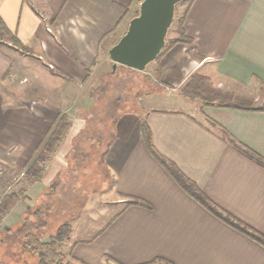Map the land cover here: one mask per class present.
I'll use <instances>...</instances> for the list:
<instances>
[{"label": "crops", "instance_id": "crops-1", "mask_svg": "<svg viewBox=\"0 0 264 264\" xmlns=\"http://www.w3.org/2000/svg\"><path fill=\"white\" fill-rule=\"evenodd\" d=\"M137 6L135 0H0L2 22L33 53L27 57L0 42V197L11 166L36 155L65 111L56 96L43 97L42 69L56 82L55 68L82 82L97 59L109 58L108 49ZM183 12L190 42L164 48L147 64H153L161 89H178L193 73L216 86L264 89V0H189ZM114 32L118 36L111 42ZM28 58L40 75L37 68L26 70ZM30 75L36 76L28 84ZM80 106L84 114L90 111ZM195 108V113L162 107L142 113L115 110L99 168L103 184L109 177L111 195L119 202L134 198L147 206L123 205L92 241L77 243L72 255L88 264H115L105 257L119 264H264V246L187 194L149 152L140 132L143 119L159 155L218 209L264 236V166L241 152L247 147L264 163V111L201 102ZM70 128L47 163L51 175L27 187V198L14 208L49 186L55 170L69 171L63 157L74 151ZM14 208L2 223L19 217Z\"/></svg>", "mask_w": 264, "mask_h": 264}, {"label": "rangeland", "instance_id": "rangeland-1", "mask_svg": "<svg viewBox=\"0 0 264 264\" xmlns=\"http://www.w3.org/2000/svg\"><path fill=\"white\" fill-rule=\"evenodd\" d=\"M135 2L139 6V1L135 0ZM138 6L134 8L135 10L133 9L134 11L130 15L137 14ZM184 6L185 4L182 3L176 5L175 15L177 18L183 13ZM176 27L173 24L169 28L165 37L166 41L177 36ZM113 35L111 42L118 36V32H114ZM176 43L180 42L174 44ZM181 43L187 44L188 42ZM169 45H166L167 48L170 47ZM18 51L26 54L27 57L33 54L30 50ZM30 59H27L26 70L30 71L37 68L36 75L38 76V73L40 75L41 72H39L38 66L34 63L32 65ZM152 65V63L149 66L146 65L147 68L140 71L123 68L118 64L112 69V61L109 58L107 60L97 59L82 82H72L64 77L66 75L62 71L55 68L53 69L55 74L60 76L56 82V78L46 72L43 73L42 69L43 97L56 96L61 105L64 106L62 110H65L60 115L65 114L69 121L70 119L73 120L72 123L70 121L69 127L71 128L69 132L75 134L73 139L74 151L70 153V159L67 156L63 157L66 164L70 163L71 168H69V171H54L51 184L57 183L58 187H55L57 194L52 196L46 194L48 190V186H46L36 196L37 198H32L24 203L21 202L14 208L17 202L27 198L25 193L27 187L51 175V171L46 168L53 153L49 154L48 159L40 160L37 164H34L37 155L43 149L45 138L49 132L42 140L36 155L29 158L24 165L11 166L12 176L8 182L4 183V194L0 197V201L11 192L15 194L19 192L20 196L14 205L0 218V264H88L72 255L74 246L79 242L92 241L96 233L100 232L105 223L111 221L126 203V201L119 202L120 199L111 195L110 178L108 177L103 184L105 176L103 177L102 171L95 165L82 167L81 160H83V164L84 161L85 163L88 161L86 152H89V142L101 138L100 143L103 145L110 138L113 130L111 114L113 116L116 114L113 111L115 108L140 113L150 107L180 108L195 113L197 110L195 107L201 102L200 99H192L190 102H174L176 98L184 96L180 94L179 88L161 89V85L157 83L155 75L150 70ZM111 70L114 71L113 75H109ZM36 75L28 76L27 83L31 84V76L35 77ZM202 89V94L212 98L214 105L217 103L234 105L236 103L264 107V89L261 91L234 89L227 84L216 86L208 78L203 81ZM81 104L83 107L89 106L90 111L84 114ZM87 115H89L88 118H86ZM76 157L78 158L77 164L72 165ZM59 159L62 160V158ZM37 169H41L39 178L32 184H28V178L32 177L31 172ZM21 183L22 185H19ZM47 203L52 204L51 214H47V225L41 229L43 236L38 240L37 246L39 247L33 249L30 246L27 251L22 250L19 247L20 242L17 241V237L10 238L11 230L19 227L25 217L31 220L37 219L34 214L35 209L40 206L45 207ZM13 208L15 211H21L19 217L9 221V223L6 221L2 223L3 217ZM61 222L69 225V231L66 233L67 235L55 238L56 229ZM97 229L98 231H96ZM48 243L50 244L48 245ZM110 261L117 263L113 260Z\"/></svg>", "mask_w": 264, "mask_h": 264}, {"label": "trees", "instance_id": "trees-1", "mask_svg": "<svg viewBox=\"0 0 264 264\" xmlns=\"http://www.w3.org/2000/svg\"><path fill=\"white\" fill-rule=\"evenodd\" d=\"M138 1L140 3L142 0H138ZM188 1L189 0H182L179 3L186 4ZM176 5L174 8L173 19H172V22L169 28L173 24L176 25L177 26L176 27L177 36L174 39L169 40V41H166L165 39V43L161 51L164 48H166L167 47L166 45L168 44H170L169 46H171L175 42H188V43L190 42V39L186 36L185 31L183 29L184 12L181 15H179L177 18V16L175 15ZM3 41L11 44L17 50H22V51L29 50L15 37V35H13L12 33L8 31V29L6 28V26L4 25V23L2 22L0 18V42H3ZM161 51L159 52V54L161 53ZM159 54L156 56V58L159 56ZM119 66H122L123 68H128L131 70V68L126 67V66H123V65H119ZM113 73L114 71L111 70L109 75H113ZM204 80H206V77H204L203 75L198 74V73H193L189 77V79L184 83V85L179 88L180 94L189 99H200V101L204 105L213 104L212 98H208L202 94V90H203L202 87H203ZM216 105L232 106V107H235L238 109H244V110L264 111V107H256V106H252L251 104L241 105V104L235 103L234 105H229V104L217 103ZM116 109L117 108H115V110ZM115 110L113 111L115 112ZM113 117L114 116L111 114V119H113ZM69 126H70V121L65 114L59 115L57 117L55 123L52 125V127H50L48 131L49 134L47 133L48 135L45 138L43 149L37 155V158L35 159L34 164H37V162L40 160L43 161L45 159H48L49 154H52L55 152L56 147L58 146V144L61 142V140L65 136ZM140 132L142 134L143 140L149 152L156 158V160L161 164V166L168 172V174H170V176L176 181V183H178L180 187L184 189V191L187 194H189L192 198H194L198 203H200L204 208H206L208 211H210L220 220L224 221L229 226L239 230L240 232L244 233L245 235L249 236L250 238L254 239L255 241H257L258 243L264 246V236L262 234L256 232L255 230L248 227L247 225L242 224L239 221L235 220L233 216L227 213L226 211L218 209L215 205H213L210 201L206 199V197L196 187V185L191 180H189L172 162L168 161L166 158L162 157L161 155L157 153V151L152 145L150 130L145 120L143 119L141 120V123H140ZM100 142H101V138H96L89 142V147H90L88 150L89 152L86 153V157H88L87 158L88 161L87 163H85L84 161V164H83V160H81L82 167L83 166L89 167L90 165H93V166L95 165L99 169L100 167L102 168L104 166L103 157H104V152H105L104 148H105L106 142L103 145H101ZM107 146H108V143H107ZM238 149H240V147H238ZM241 152L247 155L249 158L255 160L257 163L262 164L264 166V163L261 157L258 156L256 153H254V151L250 150L247 147H241ZM83 156L85 157V155ZM75 159L72 165L77 164L76 162L78 161V158L76 157ZM80 159H83V158H80ZM40 171L41 169H37L31 172L32 177L28 178V184H32L39 178ZM55 187H58L57 183L50 184V186H48V190L46 194L51 195V196L54 194H57L55 192ZM19 196H20L19 192L16 194L14 192H11L2 198V200L0 201V218H2V215L14 205V203L19 199ZM130 204H138V205L147 206L145 202L138 200V199H134V198H130L128 201H126L124 206L130 205ZM51 205L52 204L47 203L45 207L40 206L36 208L34 211V214L37 216V219L31 220L25 217L19 227H17L14 230H11V233L9 235L10 238L17 237V241L20 242L19 247L22 248V250L27 251V249H29L30 246L33 249L36 247H39L37 246L38 245L37 243L40 237L43 236L41 229L47 225L48 217L46 216L49 213L51 214V207H52ZM56 230L57 231H56L55 238H61V235H65L66 233H68L69 225L65 222H61L58 225ZM49 244L50 243H48V245ZM105 259L106 261L111 260L108 257H105ZM143 264H171V263L163 261V260H154V261L143 263Z\"/></svg>", "mask_w": 264, "mask_h": 264}, {"label": "water", "instance_id": "water-1", "mask_svg": "<svg viewBox=\"0 0 264 264\" xmlns=\"http://www.w3.org/2000/svg\"><path fill=\"white\" fill-rule=\"evenodd\" d=\"M182 0H142L125 32L108 49L112 69L118 64L143 70L159 54L172 22L174 8Z\"/></svg>", "mask_w": 264, "mask_h": 264}]
</instances>
